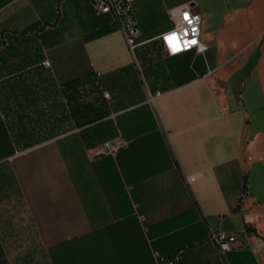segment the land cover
Returning <instances> with one entry per match:
<instances>
[{
    "label": "crops",
    "instance_id": "obj_1",
    "mask_svg": "<svg viewBox=\"0 0 264 264\" xmlns=\"http://www.w3.org/2000/svg\"><path fill=\"white\" fill-rule=\"evenodd\" d=\"M185 4L205 48L170 56ZM133 7L130 50L90 0H0V264H264V0Z\"/></svg>",
    "mask_w": 264,
    "mask_h": 264
},
{
    "label": "built area",
    "instance_id": "obj_2",
    "mask_svg": "<svg viewBox=\"0 0 264 264\" xmlns=\"http://www.w3.org/2000/svg\"><path fill=\"white\" fill-rule=\"evenodd\" d=\"M93 9L97 13H109L113 17L114 24L123 31L125 42L130 50L137 44V39L141 34L138 20L135 15L133 0H90ZM170 11L173 25L170 29L159 35L161 44L165 52L172 56L182 52L197 50L202 51L205 45L200 39L201 34V15L188 4L172 8ZM187 15L188 19H185ZM175 35L179 40V50L173 51L168 42V37ZM195 40L193 44L191 41ZM45 65H49L48 61H44ZM101 96L105 104L109 103L110 95L107 91H102ZM121 143L114 142L110 139L98 142L86 148L87 154L91 158L102 155L114 156ZM209 240L215 242L222 249L228 250L232 247L237 239L236 233H228L219 230H211ZM157 264H172L173 260L169 259L158 251L153 252Z\"/></svg>",
    "mask_w": 264,
    "mask_h": 264
},
{
    "label": "snow or ice",
    "instance_id": "obj_3",
    "mask_svg": "<svg viewBox=\"0 0 264 264\" xmlns=\"http://www.w3.org/2000/svg\"><path fill=\"white\" fill-rule=\"evenodd\" d=\"M185 19H188L187 15L185 16ZM168 42L170 46L172 47L173 51H178L179 50V40L178 37L175 35L169 36L168 37ZM191 43L195 44L196 41L193 40Z\"/></svg>",
    "mask_w": 264,
    "mask_h": 264
},
{
    "label": "rangeland",
    "instance_id": "obj_4",
    "mask_svg": "<svg viewBox=\"0 0 264 264\" xmlns=\"http://www.w3.org/2000/svg\"><path fill=\"white\" fill-rule=\"evenodd\" d=\"M244 97H245L246 99H248L249 97H250V98L253 97V93H252V91H251V87H249L248 89H246V90L244 91Z\"/></svg>",
    "mask_w": 264,
    "mask_h": 264
},
{
    "label": "trees",
    "instance_id": "obj_5",
    "mask_svg": "<svg viewBox=\"0 0 264 264\" xmlns=\"http://www.w3.org/2000/svg\"><path fill=\"white\" fill-rule=\"evenodd\" d=\"M78 83H79V81H73V82L69 83L68 86H71L72 87V86H75ZM86 264H99V263L98 262H94V260L91 259L90 263H86Z\"/></svg>",
    "mask_w": 264,
    "mask_h": 264
}]
</instances>
